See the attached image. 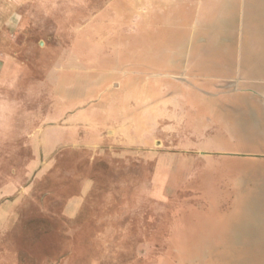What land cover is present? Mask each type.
<instances>
[{
  "label": "rangeland",
  "instance_id": "1",
  "mask_svg": "<svg viewBox=\"0 0 264 264\" xmlns=\"http://www.w3.org/2000/svg\"><path fill=\"white\" fill-rule=\"evenodd\" d=\"M173 4L0 0L19 64L0 78V249L21 264H264V245H234L264 226L233 185L257 160L199 130L220 126L202 91L264 94V70H168L142 14Z\"/></svg>",
  "mask_w": 264,
  "mask_h": 264
},
{
  "label": "crops",
  "instance_id": "2",
  "mask_svg": "<svg viewBox=\"0 0 264 264\" xmlns=\"http://www.w3.org/2000/svg\"><path fill=\"white\" fill-rule=\"evenodd\" d=\"M178 1L173 0L172 18L160 17L153 6L142 14L143 30H165L168 43L164 42L163 50L157 53L168 56V70H264V0H187L184 6ZM183 7L191 17L188 45L184 42L182 46L179 15ZM165 22L170 24L167 28ZM5 38L0 25V78L9 65L19 66L14 50L5 46ZM159 56L158 60H162ZM233 92L200 93L205 94L202 97L220 126L199 130H230L228 136L246 149L235 154L257 160L242 171L233 185L249 195L244 222L264 223V94ZM194 154L199 158L209 155L203 151ZM235 234L238 242L234 245H264V226H249ZM244 239L253 242H239ZM13 252L0 249V264H21Z\"/></svg>",
  "mask_w": 264,
  "mask_h": 264
},
{
  "label": "trees",
  "instance_id": "3",
  "mask_svg": "<svg viewBox=\"0 0 264 264\" xmlns=\"http://www.w3.org/2000/svg\"><path fill=\"white\" fill-rule=\"evenodd\" d=\"M62 152H63V151H62ZM61 156H63V154H62ZM50 193H52V191H48V193H46V194L49 195ZM47 195H46V196H47ZM73 197H74V196H73ZM24 210H25V209H24ZM26 220H27V219H24L23 222H25ZM27 221H28V223H30V222H31V219H30V220H27ZM33 222L36 223V221H35L34 219H33ZM33 222H32V223H33ZM36 224H38V226L41 225L40 227H41V229L43 230V233H46V232L48 231L49 226H50V223H48L47 219H45L44 222H40V224H39V223H36ZM52 224H54V223L52 222ZM52 224H51V225H52ZM35 226H36V225H35ZM43 228H44L45 230H44ZM70 228H72V227H70ZM75 228H76V227H75ZM77 228H78V227H77ZM77 228H76V229H77ZM76 229H75V230H76Z\"/></svg>",
  "mask_w": 264,
  "mask_h": 264
}]
</instances>
